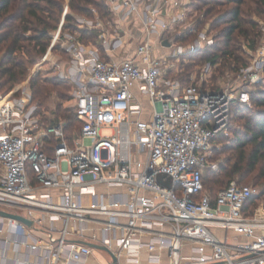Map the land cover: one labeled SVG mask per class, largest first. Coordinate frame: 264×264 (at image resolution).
Segmentation results:
<instances>
[{
	"label": "built area",
	"instance_id": "2783aa9c",
	"mask_svg": "<svg viewBox=\"0 0 264 264\" xmlns=\"http://www.w3.org/2000/svg\"><path fill=\"white\" fill-rule=\"evenodd\" d=\"M104 1L116 33L87 15L74 30L61 23L27 79L0 91V211L32 222L0 214V264H86L105 251L82 241L108 247L109 264H264V215L248 209L257 189L232 180L213 197L204 184L212 142L264 78V44L244 46L250 63L234 82L182 85L169 60L213 45L214 34L202 29L172 54L157 53L154 40L178 26L195 31L188 1ZM137 21L138 32L119 34V24ZM45 70L71 85L74 141L68 122L47 123L34 100L31 78Z\"/></svg>",
	"mask_w": 264,
	"mask_h": 264
},
{
	"label": "trees",
	"instance_id": "16d2710c",
	"mask_svg": "<svg viewBox=\"0 0 264 264\" xmlns=\"http://www.w3.org/2000/svg\"><path fill=\"white\" fill-rule=\"evenodd\" d=\"M225 1L233 2L235 5L225 11L216 10L213 12L212 5L220 4L217 0H197L196 3H192L199 12H202L203 6H208L205 15L210 16L211 28L212 30L216 28V33L213 45L197 52L186 51L184 53L188 57L189 63L187 64L189 66H193L199 60L209 61L218 66L216 71L221 75L225 73L226 69L236 72L248 65L249 60L246 59V52L243 48L245 44L255 48V42L263 37L258 16L264 15V0ZM42 2H45V5ZM91 4H96L104 10L101 17H104L106 12L113 14L104 0H71L70 9L94 18L93 9L89 8ZM63 13L62 0H0L1 91L8 92L23 80L28 74L30 65H34L46 52L51 43L52 30L61 25ZM66 21L69 25L64 29L74 30L76 28L74 14L68 13ZM201 22L202 17L198 15L192 24V29L195 31L187 29L184 34L179 36V39L194 40L201 30ZM219 26L221 27L219 28ZM83 35V39L87 42L90 37H98L96 31L84 30ZM237 43H239L238 46ZM205 85L207 86L206 83ZM31 86L34 100L38 103L40 110H44L46 99L50 97L54 89L61 86L62 89H57L58 94L64 96L66 93L62 90H69L71 87L59 77H41L40 75L32 77ZM61 108L62 106L58 108L59 111H53L52 113L55 114L53 116H49L44 110V120L52 124L66 120L68 122L67 129L74 121L79 122L74 108L64 110ZM246 111L254 112L245 120V133L238 132L235 137L239 156L231 161L228 168H223V174L227 177H231L235 173L246 175L245 167L253 170L258 165H261L260 175L264 176V85L251 90V105L234 107L233 122L239 118H245L246 115L243 113ZM248 145L251 146L249 150L246 149ZM229 183L225 186H228ZM204 184L206 187L205 179ZM219 189L214 192L208 191L215 197ZM255 198L256 195L249 200L248 209L253 206Z\"/></svg>",
	"mask_w": 264,
	"mask_h": 264
},
{
	"label": "rangeland",
	"instance_id": "374dc122",
	"mask_svg": "<svg viewBox=\"0 0 264 264\" xmlns=\"http://www.w3.org/2000/svg\"><path fill=\"white\" fill-rule=\"evenodd\" d=\"M63 1V9H64V13L62 15V19L60 24L64 21V24L62 25V27H67L69 25V23L66 21V15L68 13H72L74 14V17L76 19V26L75 27H79L78 26V21H77V17L78 16H83L84 14H81L79 12H74L72 11V9H70V2L71 0H62ZM187 11H188V18L187 21L189 23L194 24L196 17L199 15L202 17V24L200 25L201 30L202 29H208L210 33L215 34L216 33V28H214L212 30L211 28V18H209L210 16H206L205 15V11H206V7L208 6H203L204 8L202 9V12H199V10H197L195 8V6L192 3H196L197 0H187ZM219 1L220 4H210L212 5V7H214L213 12L216 10L219 11H225L227 9H230L231 7H233L235 4L233 2H227L225 0H217ZM42 4L45 5V2H42ZM67 5L69 6V12L65 15V10L68 8ZM89 8L94 9L95 11H93L94 13V19L96 18H100L102 19L103 22V26L106 27L108 30H110V32H114L116 33V16L114 14H111L109 12H106V14H104V17H101V13L104 11L102 8H99L96 4H91L89 5ZM246 9V7H245ZM258 21L260 23V27L262 26V24L264 23V15H260L258 16ZM119 27H121V29L118 31L119 34H131V31L133 30V26L132 25H127L125 23H121L119 24ZM218 27V26H217ZM221 26H219L220 28ZM218 29V28H217ZM56 30V29H55ZM52 30V33L55 31ZM140 29L137 27L135 28V32H138ZM212 31V32H211ZM185 29L182 26H178L175 27L172 31L166 33L164 35V37L162 38H158L154 40V43L157 47V53L160 51H166L167 53H174V49L178 46H183V48H186V46L188 44H190L191 40H183V39H179V36H181L182 34H184ZM175 36L176 41H174V39L172 37ZM89 37V36H88ZM178 37V38H177ZM89 42L98 44L100 43L99 38L98 37H90L88 38ZM168 39L169 42H174L175 46H168V45H164L163 41ZM137 43V40L133 39H129V47H133L134 44ZM262 44H264V36L262 38H259L256 42H255V48L254 47H250L248 46V44H245L247 47H250V49L253 52H256V49L259 48L260 46H262ZM239 45V43H237V46ZM244 45V46H245ZM130 50V49H129ZM243 50L246 52L245 47L243 48ZM57 53L63 55L64 58H66V56L62 53V51L59 49V51H56ZM131 52H123L121 56L125 57L128 56ZM130 56V55H129ZM246 59L249 60L248 64L250 63V55L248 54V52H246ZM42 57V56H41ZM41 57L38 59V61L41 59ZM171 58V57H170ZM172 60H169V63L167 64L168 66V75L171 76L172 78L178 79L182 85H187L192 81H202L205 82L207 84V86H211V87H217V86H224L225 84H227L229 81H233L234 82V78L236 77V75L239 73V71L233 72L231 70L226 69L224 74H218L216 69H217V65L216 64H212L209 61H198L196 64H194L193 66H189V60L187 55L181 54L179 55V57L176 58H171ZM186 60V61H185ZM219 65V64H218ZM33 67V65H30L29 70H28V74L26 75V77L21 80L20 82H23L27 79V77L30 74V70ZM188 73V74H187ZM187 74V75H186ZM184 75V77H183ZM41 77H57L56 75L52 74V70H45L43 71V73L40 75ZM184 78L185 80H182ZM32 79V78H31ZM264 78L263 79H259L256 83L253 84V89L255 88H259L261 86H263L264 84ZM57 89H62L61 86H59ZM54 89V91H52L50 97H48L46 99L45 105L43 107V109L48 113L49 116H53L55 114H53V111H59V107L62 106V110L66 109V108H73V101L71 99V87L69 90L63 89L62 91L66 93V95L64 96H60L58 94V90ZM1 91V90H0ZM2 93H4L2 91ZM254 112V111H252ZM252 112H245L243 113L244 115H246L245 118H239L237 120H235L233 122L232 128L230 129L228 134L223 135L222 137H219L217 140H215L214 142H212V149L211 152L209 154V162L211 164L210 168L208 170L205 171L204 173V179H205V183H206V189L209 191H215L221 187H224L225 185H227L230 181L232 180H237L239 182H241L242 184H247V185H251L252 187L257 189V193L256 198L254 200V204L253 206L249 209L250 213L252 215L255 214H263L264 215V176L260 175L259 170L261 168V165H258L255 169L250 170L247 169L245 167V172L246 175H242L240 173H235L233 176L231 177H227L223 174V168L224 167H229L230 164L232 163L231 161H234L236 158H238L239 154L238 151L236 150V146H237V142L235 137H237L238 132L239 133H245V120L246 118L248 119ZM61 115V114H60ZM62 116V115H61ZM80 128V123L74 121L68 130V134L71 137V140L74 141V139L76 138V135L78 134ZM250 145L247 146V150L250 149ZM106 155V153H104V156ZM100 190H107L106 187L102 186L99 188ZM37 233V232H36ZM231 237H232V232L230 233ZM232 240V239H231ZM186 252L189 251L188 247L185 249ZM90 261L89 264H109L110 260H111V256L105 252V251H101V250H97L94 251L92 253V255L90 256Z\"/></svg>",
	"mask_w": 264,
	"mask_h": 264
},
{
	"label": "water",
	"instance_id": "95a60500",
	"mask_svg": "<svg viewBox=\"0 0 264 264\" xmlns=\"http://www.w3.org/2000/svg\"><path fill=\"white\" fill-rule=\"evenodd\" d=\"M163 44L169 46L170 42L168 40H164ZM0 214L11 216V217H15V218H17V219H19V220H21V221H23V222H25V223H27L29 225L32 223L31 220H29L28 218H26V217H24L22 215H19V214L7 213V212H4V211H0ZM82 242H84V243H86V244H88V245H90V246H92L94 248L102 249V250H105V251H108L109 253H111V250L108 247L104 246V245L95 244V243H92V242H89V241H82ZM113 258L115 259V261L117 260L115 255H113ZM217 264H221V263H217Z\"/></svg>",
	"mask_w": 264,
	"mask_h": 264
},
{
	"label": "crops",
	"instance_id": "0c3cea01",
	"mask_svg": "<svg viewBox=\"0 0 264 264\" xmlns=\"http://www.w3.org/2000/svg\"><path fill=\"white\" fill-rule=\"evenodd\" d=\"M185 1H187V0H185ZM67 7L68 8L65 10V15L69 12V6L67 5ZM63 24H64V21L62 22V25ZM125 24H127L129 26L132 25L133 27H141V25H140V23L138 21L137 22H133V23H125ZM125 52L129 53L130 51L127 49V50H125ZM129 55H131V53ZM101 191H107V192H112V193H117V192L123 193V192H125V189H123L122 187H110V188H107V190H101ZM146 256H147V253L144 252L143 253V259H146ZM90 260L91 259L89 258L88 261L86 262V264H89Z\"/></svg>",
	"mask_w": 264,
	"mask_h": 264
}]
</instances>
